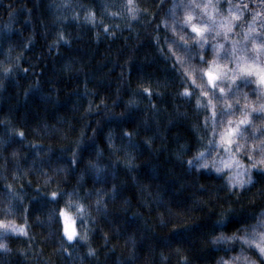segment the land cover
Here are the masks:
<instances>
[{
  "label": "clouds",
  "instance_id": "9594fccd",
  "mask_svg": "<svg viewBox=\"0 0 264 264\" xmlns=\"http://www.w3.org/2000/svg\"><path fill=\"white\" fill-rule=\"evenodd\" d=\"M0 264H264V0H0Z\"/></svg>",
  "mask_w": 264,
  "mask_h": 264
}]
</instances>
